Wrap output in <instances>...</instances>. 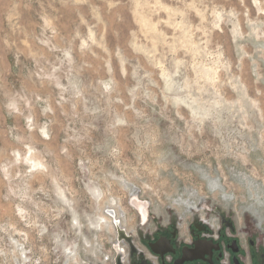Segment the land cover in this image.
<instances>
[{
	"label": "rangeland",
	"instance_id": "rangeland-1",
	"mask_svg": "<svg viewBox=\"0 0 264 264\" xmlns=\"http://www.w3.org/2000/svg\"><path fill=\"white\" fill-rule=\"evenodd\" d=\"M141 210L264 244V0H0V264H105Z\"/></svg>",
	"mask_w": 264,
	"mask_h": 264
},
{
	"label": "flooded vegetation",
	"instance_id": "flooded-vegetation-1",
	"mask_svg": "<svg viewBox=\"0 0 264 264\" xmlns=\"http://www.w3.org/2000/svg\"><path fill=\"white\" fill-rule=\"evenodd\" d=\"M216 216L213 221L194 216L184 227L173 216L149 229L141 210L140 226L128 231L113 216L117 245L105 264H264V244L252 226L240 229L229 215Z\"/></svg>",
	"mask_w": 264,
	"mask_h": 264
},
{
	"label": "bare ground",
	"instance_id": "bare-ground-1",
	"mask_svg": "<svg viewBox=\"0 0 264 264\" xmlns=\"http://www.w3.org/2000/svg\"><path fill=\"white\" fill-rule=\"evenodd\" d=\"M29 149H30V151H29V152H30L29 160L31 161L32 166H37V167L42 166V165H41V162H39L40 160L38 161V160H37L38 158H37V157H36L37 159L35 158V153L33 152V149L30 148V147H29ZM35 168H36V167H35ZM36 169H37V168H36ZM56 186H57V185H56ZM122 186H123V185H122ZM127 189H128V188H127ZM57 190L59 191V193H58V198H59V200H62L63 197H65V195L63 196V193H64V192L62 193V190H60V187H58V186H57ZM128 191H129V190H128ZM93 195H94V194H93ZM94 196H95V195H94ZM94 196H93V197H94ZM99 196H100V195H99ZM95 198L98 199V198H101V197H95ZM118 201H119V200H118ZM118 201H117V202H118ZM63 202H64V201H63ZM103 202H104V199L101 198V200H99V203H102V206H103ZM115 202H116V201H115ZM117 202H116V203H117ZM66 203H67V202H66ZM66 203H65V204H66ZM119 203H120V202H119ZM137 203H138V202H137ZM114 204H115V203H114ZM120 204H121V203H120ZM107 205H108V204H107ZM110 207H111V206H110ZM117 207H118V206H117ZM119 207H120V206H119ZM119 207H118V209H119ZM103 208H104V207H103ZM113 208H114V207H113ZM66 209H67V208H66ZM117 211H118V210H117ZM74 212H75V211H74ZM72 215H73V213H72ZM72 215H71V216H72ZM101 215H102V214H101ZM102 216H104V215H102ZM102 216H101V217H102ZM72 220H73V222L75 223V225L77 224V226H80V223L78 224V220H79V218H77L75 214H74V216L72 217ZM101 220H105V218L102 217ZM102 222H103V221H102ZM103 223H104V224H102L101 222L99 223V221L94 222V224H95L96 226H99V227H100L101 225L104 226L105 224H107L106 221H104ZM71 225L73 226V224H71ZM74 228H75V227H74ZM74 228H73V229H74ZM100 228H101V227H100ZM76 229H78V228L76 227ZM15 245H16V244H15ZM15 245H14V246H15ZM15 247H16V246H15ZM18 248H19V247H18ZM15 249H17V247H16ZM15 251H16V250H15ZM18 252H19V251H18ZM19 253H20V252H19ZM22 253H23V252L20 253V256H21ZM22 256H23V255H22ZM19 258H21V257H19ZM22 258H23V257H22ZM21 261H22V260H21Z\"/></svg>",
	"mask_w": 264,
	"mask_h": 264
},
{
	"label": "water",
	"instance_id": "water-1",
	"mask_svg": "<svg viewBox=\"0 0 264 264\" xmlns=\"http://www.w3.org/2000/svg\"><path fill=\"white\" fill-rule=\"evenodd\" d=\"M141 212V211H140Z\"/></svg>",
	"mask_w": 264,
	"mask_h": 264
}]
</instances>
